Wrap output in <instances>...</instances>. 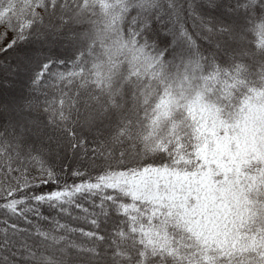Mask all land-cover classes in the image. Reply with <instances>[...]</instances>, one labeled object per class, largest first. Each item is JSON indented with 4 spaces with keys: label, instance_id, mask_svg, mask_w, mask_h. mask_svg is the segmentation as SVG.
<instances>
[{
    "label": "snow or ice",
    "instance_id": "snow-or-ice-1",
    "mask_svg": "<svg viewBox=\"0 0 264 264\" xmlns=\"http://www.w3.org/2000/svg\"><path fill=\"white\" fill-rule=\"evenodd\" d=\"M0 264H264V0H0Z\"/></svg>",
    "mask_w": 264,
    "mask_h": 264
}]
</instances>
